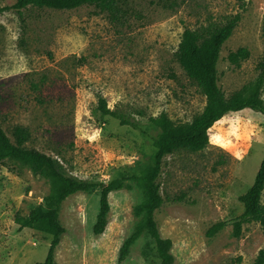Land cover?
Here are the masks:
<instances>
[{
	"label": "rangeland",
	"instance_id": "374dc122",
	"mask_svg": "<svg viewBox=\"0 0 264 264\" xmlns=\"http://www.w3.org/2000/svg\"><path fill=\"white\" fill-rule=\"evenodd\" d=\"M14 0H0V6ZM113 16L94 5L73 9L28 7L0 13V123L11 137L27 126L29 148L56 158L68 174L96 182L122 183L108 195L107 225L93 232L100 189L79 191L61 204L65 228L55 249L57 264H158L152 238L143 230L123 260V241L140 226L143 188L134 175L153 159L160 128L150 116L165 112L175 123L191 121L204 106L199 85L174 59L183 30L241 14L223 43L218 84L226 96L253 80L264 53V0H118ZM245 46L237 67L229 51ZM107 106L139 128L99 114ZM264 101V90L262 92ZM264 154V115L250 108L228 112L209 130L199 151L178 148L162 160L163 204L154 212L160 234L172 241V264H254L264 247L256 221L233 224L243 212L238 197L254 180ZM53 182L32 163L0 162V264H34L45 258L50 235L18 228L16 216L45 206ZM264 204V189L261 195ZM225 226L208 237V228Z\"/></svg>",
	"mask_w": 264,
	"mask_h": 264
},
{
	"label": "trees",
	"instance_id": "16d2710c",
	"mask_svg": "<svg viewBox=\"0 0 264 264\" xmlns=\"http://www.w3.org/2000/svg\"><path fill=\"white\" fill-rule=\"evenodd\" d=\"M118 0H14L11 5L0 6V13L6 10H14L21 13L28 7L73 9L82 5H94L101 11L107 10L117 16L122 10L117 6ZM240 10L236 11L223 21H213L201 24L197 28H185L179 41L174 59L179 64L185 75L195 81L204 94V106L199 114L191 121L175 123L165 112L156 116H150L149 120L160 128L158 136L153 138L155 151L151 164L134 175L136 182L145 192V200L142 204L144 218L140 226L128 236L119 249V260H123L134 239L145 230L152 238L158 264H172L174 257L171 252L172 241L161 236L154 212L163 204L160 192L161 182L159 177L162 171L163 158L178 148H187L191 151L204 149L209 143V130L212 125L228 112L240 111L250 108L264 115V53L257 63L256 77L245 84L240 90L230 96L218 84L217 62L223 43L232 34L241 14L246 9L245 4H240ZM261 36L264 41V12L261 20ZM250 51L245 46H239L229 51L227 60L230 65L237 67L242 61L248 59ZM99 114L110 115L119 119L121 124H129L139 128L138 122L130 119L122 113L116 112L107 106L103 96H98ZM30 138L29 128L21 124H15L11 128V137L7 135L0 123V162L12 159L20 162L32 163L40 172L48 177L54 189L45 197V206H37L30 210L27 216H16L18 228H32L50 235L49 246L45 258L34 264H57L55 261V249L60 243L65 228L59 221V212L62 202L71 194L79 191H89L98 186L100 189L99 210L93 225V232L100 234L107 225L109 211L108 195L122 186V183L96 182L80 179L68 174L62 164L54 157L49 156L35 148H29L25 144ZM264 189V154L259 168L255 174L252 185L241 194L238 199L243 204V212L239 220L233 224V233L236 237L241 234V226L244 222L256 221L260 224L264 233V204L261 195ZM225 226V222L218 221L212 224L206 235L214 236ZM254 264H264V247L259 249Z\"/></svg>",
	"mask_w": 264,
	"mask_h": 264
}]
</instances>
